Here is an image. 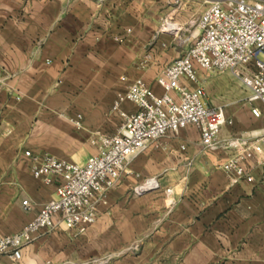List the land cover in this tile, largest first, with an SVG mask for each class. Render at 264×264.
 <instances>
[{
    "label": "crops",
    "instance_id": "crops-1",
    "mask_svg": "<svg viewBox=\"0 0 264 264\" xmlns=\"http://www.w3.org/2000/svg\"><path fill=\"white\" fill-rule=\"evenodd\" d=\"M198 7L202 14L207 5L189 0L172 12L167 0H0V236L22 231L55 196L54 186L33 177L24 152L84 164L96 153L95 135L120 126L107 114L126 90L122 77L142 78L162 94L159 73L138 76L136 36L161 33L165 19L197 18ZM122 35L127 39L119 43ZM210 76L201 74L205 90ZM212 82L227 99L210 96V105L223 107L234 122L219 141H248L252 183L231 184L223 165L236 150L205 151L189 127L130 164L86 233L43 232L18 260L3 256L0 264H264V120L253 117L247 102L234 105L248 93L230 75ZM78 115L84 133L74 139ZM46 131L51 143L44 141ZM56 143L65 151L54 150ZM75 147L84 150L79 160ZM149 178L159 188L137 195Z\"/></svg>",
    "mask_w": 264,
    "mask_h": 264
},
{
    "label": "built area",
    "instance_id": "built-area-1",
    "mask_svg": "<svg viewBox=\"0 0 264 264\" xmlns=\"http://www.w3.org/2000/svg\"><path fill=\"white\" fill-rule=\"evenodd\" d=\"M201 1L207 8L189 22L190 27L196 28L188 40L190 47L156 77L162 94L142 78H121L127 84L126 90L117 95L111 107V114L121 124L115 134L95 135L92 144L98 148L96 154L80 164L24 152L33 177L54 186L55 196L22 231L0 236V257L10 255L18 260L21 250L43 232L64 229L86 233L97 222L99 207L108 204V194L120 184L130 164L149 147L176 137L189 127L198 131L205 151L236 150L223 165L231 184L241 180L253 182L245 168L248 141H219L222 129L234 122L223 107L207 103L200 78L203 73L231 72L247 90L246 102L253 117L264 120V0ZM188 2L167 0L172 12L183 10ZM169 20H164L161 32L179 33L181 26ZM126 39L127 35H122L117 41L124 43ZM125 104H131L133 110H126ZM74 124L76 129H82L83 117L78 115ZM180 150L186 151V146ZM158 188V180L149 178L135 193L144 195ZM167 193L171 194L172 190ZM23 207L32 210L28 201L23 202Z\"/></svg>",
    "mask_w": 264,
    "mask_h": 264
},
{
    "label": "rangeland",
    "instance_id": "rangeland-1",
    "mask_svg": "<svg viewBox=\"0 0 264 264\" xmlns=\"http://www.w3.org/2000/svg\"><path fill=\"white\" fill-rule=\"evenodd\" d=\"M197 9H198L196 13L197 15L203 11V7L202 8L198 7ZM190 21H191V17L189 16H181L178 19L175 17L173 19L170 18L169 23L178 24L181 26V31L177 34H167V33L161 32L157 35L139 34L136 36V42L138 46L137 47L138 48L137 50L138 52V66H137L138 76H141L142 72H146L151 69V73L155 77L166 65L173 63L175 60L180 58L186 52V50L190 47L188 40L194 34L196 30V28L189 26ZM155 60H158V63L155 64L153 68H151ZM161 61L163 62V65H161L160 63ZM225 74H228L231 76L234 82L233 86H235L236 83L238 84L240 83L242 90L247 92L246 88L242 85V83L238 80V78H236V76H234L231 72L214 73V74H211V76L208 79L204 80V82L207 83V87L209 86V88L205 90L206 91V101L208 104H211L210 96L211 98L218 99L221 102H225V100L227 99L226 98L227 95L224 94V92L222 91L221 85L220 84L215 85L212 82L213 80L220 79ZM208 90L209 92H211V95L208 93ZM232 101L235 102L236 100L233 99ZM245 102L246 100H242V101L236 102L234 105H242ZM116 118L118 117L115 115H112L111 109H110L109 113L107 114V119L111 121H115ZM108 120H107V125L109 123ZM120 124H121V120H120ZM118 129L115 132H112L110 134H115L118 131ZM48 133L51 134V132L46 131V134ZM71 133L74 139H78L84 133V128L82 127V129L78 130L75 127V129H73ZM49 134L44 139L45 143H51ZM103 134H108V133L103 132ZM56 144L57 145H55L53 148L54 150H57L58 152L65 151V147L61 146L59 143H56ZM91 144H92V141H91ZM93 146L96 148V153H97L98 152L97 146L96 145H93ZM46 148L50 149L52 147H49V144H48ZM75 151L76 152H74V154H77L76 160H79L80 154H82L84 150L81 147V148H76Z\"/></svg>",
    "mask_w": 264,
    "mask_h": 264
}]
</instances>
